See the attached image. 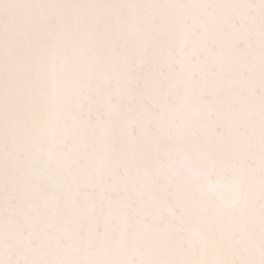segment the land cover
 I'll return each mask as SVG.
<instances>
[{
  "label": "snow or ice",
  "instance_id": "1",
  "mask_svg": "<svg viewBox=\"0 0 264 264\" xmlns=\"http://www.w3.org/2000/svg\"><path fill=\"white\" fill-rule=\"evenodd\" d=\"M0 264H264V0H0Z\"/></svg>",
  "mask_w": 264,
  "mask_h": 264
}]
</instances>
